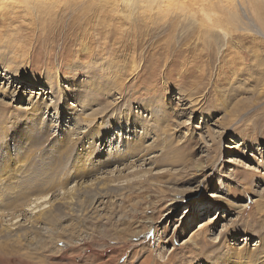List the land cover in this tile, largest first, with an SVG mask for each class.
I'll list each match as a JSON object with an SVG mask.
<instances>
[{"label":"rangeland","instance_id":"374dc122","mask_svg":"<svg viewBox=\"0 0 264 264\" xmlns=\"http://www.w3.org/2000/svg\"><path fill=\"white\" fill-rule=\"evenodd\" d=\"M0 187V264H264V0H0Z\"/></svg>","mask_w":264,"mask_h":264},{"label":"bare ground","instance_id":"6f19581e","mask_svg":"<svg viewBox=\"0 0 264 264\" xmlns=\"http://www.w3.org/2000/svg\"><path fill=\"white\" fill-rule=\"evenodd\" d=\"M37 107H39V105H38ZM133 120H134L135 124H137V125L139 124V122H138V120H137L136 118H133ZM133 150H135V149H133ZM137 151H138V150H137ZM84 197H85L86 200L90 199V197H86V196H84ZM70 210H72V209H70ZM190 212H192V209H191V208L188 210V212L186 213V215H189ZM42 215L44 216V218H46L45 221L50 220V217L47 216V213H45V214H41V215H40V213H39L38 218H40ZM38 218H37V219H38ZM185 218H186V217H184L183 219H185ZM50 221H51V220H50ZM152 231H153V230H152ZM201 236H202V235H201ZM201 236H200V238H202ZM148 239H150V238H148Z\"/></svg>","mask_w":264,"mask_h":264},{"label":"snow or ice","instance_id":"6c2138e0","mask_svg":"<svg viewBox=\"0 0 264 264\" xmlns=\"http://www.w3.org/2000/svg\"><path fill=\"white\" fill-rule=\"evenodd\" d=\"M40 163H41V165H43L44 161L41 160ZM2 195H3V188L0 187V196H2ZM211 195H213V196H215V195H221L222 196L223 194L212 193ZM208 219L209 220L213 219V216L210 214L209 217H208Z\"/></svg>","mask_w":264,"mask_h":264}]
</instances>
